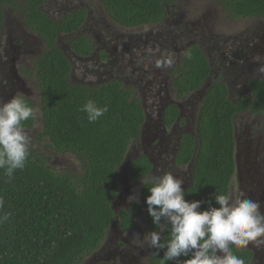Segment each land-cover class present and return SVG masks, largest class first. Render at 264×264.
<instances>
[{"label":"trees","instance_id":"trees-1","mask_svg":"<svg viewBox=\"0 0 264 264\" xmlns=\"http://www.w3.org/2000/svg\"><path fill=\"white\" fill-rule=\"evenodd\" d=\"M18 0H0V36L4 25L5 6ZM48 0H23L29 8L32 28L45 38L49 52L38 64L41 90L43 133L39 141H47L56 154L75 156L83 167V174L74 176L54 171L45 156L29 149L23 170H16L11 180L0 169V217L10 213L8 221L0 223V264H81L85 257L96 252L104 243L116 220L114 204L120 186L116 180L118 169L124 164L133 141L141 137L146 122L140 100L121 84L102 89L73 86L71 64L56 47L61 34L80 30L86 14H75L56 24L47 19L40 8ZM117 24L127 29L160 24L166 17L167 0H98ZM233 17L264 18V0H219ZM80 42H84L82 39ZM79 55L90 54V47L80 45ZM185 66L175 90L180 96L198 91L208 81L211 68L200 47L188 52ZM254 113L264 109V83H255ZM254 87V84H253ZM227 88L211 86L200 111L198 139L200 151L194 168V182L184 191L186 201H202L201 210L215 204L214 194H228L236 175L234 118L249 110L251 102L237 106L227 100ZM89 100L108 107L96 122L89 123L80 109ZM34 109V103L26 100ZM177 114L167 120L171 126ZM38 116L23 122L27 133L36 125ZM193 138L183 144L178 164L187 166L195 155ZM152 165L146 157L129 167L132 183L147 176ZM149 185L142 190L140 204L118 213L121 230L129 233L137 219L145 217L151 230L155 225L147 211ZM165 239L168 233H162ZM157 250L153 253H155ZM232 251L250 264L249 251ZM164 250L152 254L150 264H161ZM183 259V258H181ZM174 264V262H168ZM178 264V262H177Z\"/></svg>","mask_w":264,"mask_h":264},{"label":"flooded vegetation","instance_id":"flooded-vegetation-1","mask_svg":"<svg viewBox=\"0 0 264 264\" xmlns=\"http://www.w3.org/2000/svg\"><path fill=\"white\" fill-rule=\"evenodd\" d=\"M93 1L98 3V9H102L108 19L96 15L95 4L88 5L78 0H48L40 8V12L56 24H61L69 16L86 14L85 22L78 32L70 35L61 34L56 41V47L65 54L71 64L70 80L73 86L94 91L118 83L124 89L130 90L144 108L146 122L141 137L133 141L124 164L117 172L116 180L120 186L114 204L117 212L123 209L130 210L135 203L140 204L145 185L142 179L135 183L130 181L129 167L143 157L152 165L149 175L155 177L162 175L163 171H170L175 177L183 179V191L191 188L200 151L198 139L200 111L206 100L208 88L216 84L226 86L227 100L234 105L242 106L251 102L249 110L239 113L234 118L236 175L231 184L230 197L232 192L234 194L233 185L236 177H238L236 183L246 198L255 201L259 196H264V172L260 173L263 167L258 165L259 156L256 155L260 147L264 149V109L259 113H254L253 109L256 103L255 83H264V73L259 71L264 67V18H235L222 7L227 16L225 23L220 25L225 26L223 32H227V28L230 27L229 30L234 29V33L237 34L233 33V36L238 37H228L229 39L224 41L218 39L221 47L215 46L213 52L208 54L198 41L197 33L192 40L189 38L188 42L183 41L180 50H173V46L165 49L167 53L174 54L172 57L174 63L169 67L170 73L169 69H162L167 75L160 76L154 68H157L156 61L166 53L163 54L164 48L158 49L155 44L159 43L158 41L150 39L153 32L126 37L115 29L121 25L112 20L104 5L98 0ZM30 15L29 8L23 0L4 8V25L0 36V103L9 101L17 93H23L25 99L32 102L33 94L28 85L31 81H36L35 89L38 88L41 97L38 64L49 52V46L45 38L32 28L34 22L30 21ZM239 22H247L249 27L242 31ZM183 36L184 34L178 35L181 38ZM144 37L149 40L148 43L143 41ZM82 39L84 42H80ZM152 41L154 47L149 50L147 46ZM161 43L166 45L165 41ZM80 45L90 47V54L79 55L77 50ZM195 46L200 47L207 57L211 74L202 89L180 96L175 87L185 66L186 54ZM146 58L152 60L148 62ZM137 72H140L139 76ZM168 75L172 77L170 83ZM169 88L172 89L173 97L169 94ZM137 89L143 91L142 96L136 92ZM174 114H177L176 119L171 126H167V120ZM243 116H249L251 119L256 117L255 125L258 130L253 126L244 132V127L241 128L238 124L239 118ZM192 138L196 143L194 158L187 166H180L178 162L183 144ZM130 197L134 199L130 200ZM135 224L131 232L124 233L117 214L104 243L96 252L89 255L90 260L85 264H150L155 249L147 246L136 247L132 240L137 235L141 238V229L147 232L152 230L145 217L137 219ZM161 235L163 237V234ZM239 251L242 253L249 251L253 254L250 264H264L262 258L259 260L261 253L255 246L252 248L249 245L248 248H241Z\"/></svg>","mask_w":264,"mask_h":264},{"label":"clouds","instance_id":"clouds-1","mask_svg":"<svg viewBox=\"0 0 264 264\" xmlns=\"http://www.w3.org/2000/svg\"><path fill=\"white\" fill-rule=\"evenodd\" d=\"M173 55L164 54L156 61V67H171ZM259 71L264 73V67ZM108 110L107 106L100 107L93 100L80 109L87 114L89 123L96 122ZM30 118H34V109L23 93L0 103V169H4L9 180L16 170H23L28 159L31 138L23 122ZM142 183L149 185L146 204L155 230L146 233L143 239L137 235L132 243L139 248L156 249L153 253L156 256L164 250L161 264H245L233 248H246L250 243L258 249L264 247V212L258 202L246 198L243 192L235 199L216 192L214 200L219 207L210 204L202 211L203 202L186 201L183 179L170 171L155 177L142 176ZM9 217L10 213H5L0 223L8 221ZM166 232L167 239L161 235Z\"/></svg>","mask_w":264,"mask_h":264},{"label":"rangeland","instance_id":"rangeland-1","mask_svg":"<svg viewBox=\"0 0 264 264\" xmlns=\"http://www.w3.org/2000/svg\"><path fill=\"white\" fill-rule=\"evenodd\" d=\"M80 2H84L88 5L95 4V11L96 15L100 17H105L108 19L107 14L105 12H102V9H98V3L92 2V0H78ZM168 3H170V6L168 7V14L167 18L160 24L152 25V26H145L142 28H136V29H127L121 26H116V30L120 32L121 34L125 35L126 37L129 36H136V35H145L153 32L152 38L153 41L159 42L155 43L157 44L158 49L162 50L164 48V53H167L165 49H170L172 46L174 47L173 50L177 51L180 50L183 46V41L188 42V39L192 40V38L196 37V34L198 33L199 36L197 37L198 41L202 43L203 48L207 51L208 54L213 52V49H215V46L221 47L222 44L219 43L218 39L221 41H224L225 39H229L228 37H238L233 36V31H230V27L227 28V32L225 31V26H220L222 23H225L226 15L224 14V11L222 9L221 4L219 3V0H167ZM111 22V21H110ZM112 23V22H111ZM240 29L242 31H245L249 26L247 25V22H239ZM184 34V36L178 37V35ZM236 34V33H234ZM237 35V34H236ZM240 37V36H239ZM143 41L148 43L149 40L147 38H143ZM153 41L149 46H147V49L152 50L153 49ZM165 44H162L161 42H164ZM186 44V43H185ZM124 49L126 47H123ZM122 48V49H123ZM137 50V49H134ZM145 59V58H143ZM142 59V60H143ZM152 59L146 58V61L150 62ZM123 67V66H122ZM136 67V66H135ZM126 69V68H125ZM124 69V70H125ZM127 69H129V66H127ZM169 69L168 72H171V69L169 67L167 68H154V71H158V74L161 76L162 74L165 76V72L162 70ZM150 71V69H147ZM159 70L161 72H159ZM152 72V71H151ZM168 73V74H169ZM140 75V72H137V76ZM168 82L170 83L172 80L171 75H168ZM161 79L163 77H160ZM30 91L32 92V102L34 103V113L38 116L37 122L35 125V128L27 133L29 137L31 138V143L29 145V149H34L38 151L39 153L43 154L47 160L48 165L56 172L64 173V174H72L76 176H80L83 174V167L80 161L71 154L61 155L56 154L53 152L49 146L47 141H39L40 135L43 133V123H42V116H41V97L40 92L36 87V81H31L29 84ZM139 96H142L141 93L143 91L141 89H137L136 91ZM169 94L172 95V89L169 88ZM138 96V95H137ZM31 98V97H30ZM255 118H250L249 116H243L239 118L238 124L239 127H244L246 132V129L249 127H255L256 130H258V127L255 125L256 121ZM245 135V133H244ZM256 155L259 156L257 159L258 165L263 167L261 174L264 172V149L262 150V147H260V151L256 153ZM261 167V168H262ZM264 174V173H263ZM238 177L235 178L234 183V194L232 192L231 198L235 199L237 198L240 193V186L237 182ZM261 205V211H264V196H259L256 200ZM124 207V206H123ZM119 209V208H117ZM141 238L143 239L144 235L148 233L147 231H142ZM113 235V234H112ZM253 248V244H249ZM248 248V247H247ZM258 251H260L261 254H259V260L262 258L264 260V250L262 248H256ZM89 256L85 257L83 264H85L87 261H89ZM81 263V264H82ZM260 263V261H259Z\"/></svg>","mask_w":264,"mask_h":264},{"label":"water","instance_id":"water-1","mask_svg":"<svg viewBox=\"0 0 264 264\" xmlns=\"http://www.w3.org/2000/svg\"><path fill=\"white\" fill-rule=\"evenodd\" d=\"M210 89V87L208 88V90ZM207 90V91H208ZM114 209H115V211H116V215L118 214V212H117V210H116V207H115V205H114Z\"/></svg>","mask_w":264,"mask_h":264}]
</instances>
